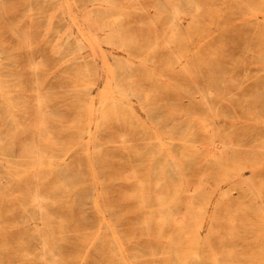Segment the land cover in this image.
Here are the masks:
<instances>
[{
	"label": "rangeland",
	"instance_id": "374dc122",
	"mask_svg": "<svg viewBox=\"0 0 264 264\" xmlns=\"http://www.w3.org/2000/svg\"><path fill=\"white\" fill-rule=\"evenodd\" d=\"M85 1L0 0V45L5 52L0 68L17 78L18 86L13 94L18 107L13 114L24 126H15L0 101V131L5 134L3 142L6 144L3 155L19 158L21 150L32 140L39 142L37 130L42 124L49 132L47 141H57L50 155L57 164L65 161L73 175L83 183L82 190L78 189L81 190L78 197L61 200L55 207L67 220L66 237L56 242L64 260L61 264H114L107 254H94L106 233L113 235L110 239L115 247L118 244L117 253L124 264L135 262V258L137 264L158 260L148 250L165 244L164 239L158 240L145 232L143 224L136 219L139 215L137 195L141 190L139 181L149 179L144 162L136 157V151L147 146L145 138L137 135L131 127L105 121L98 112L91 116L94 122L106 123L97 136L93 128L92 134L79 142L80 137L73 127L80 115L81 104L77 98L83 95L76 92L75 86L82 82L78 75L83 72L85 60L92 62L95 59L104 65L103 56L114 63L117 59H129L134 68L150 73L154 84L161 88L156 104L152 98L148 100L142 96L130 100L134 125L149 129L151 125L157 126L162 137L168 135L173 125L180 123L184 131L191 127L197 131L200 157L203 154L208 158L202 157L192 163L187 188L193 191L199 187L200 202L206 193L211 197L202 228L204 233L212 226L211 216L222 190L234 188L230 198L220 200L219 223L214 228L223 233L220 239L213 240V245L221 252L223 261L242 259L252 240L251 235H246L245 227L259 223L258 207H264V196L256 190L253 193L237 188L244 178L236 177L228 185H218L216 180L223 176L226 165L236 167L250 159H264V20H247L238 11H228L229 5L236 0H213L214 15L200 18L208 35L206 46L197 45L201 48L202 61L192 63V79H180L181 64L174 62L173 48L166 42L169 39V13L157 17L163 12L159 11L157 0H119L127 12L123 26L128 33L147 44L158 42L159 49L154 52L156 64L138 59L137 54L130 57L121 49L104 43L103 32L86 21L88 15L93 16L95 6ZM165 1L161 0L163 5H166ZM179 26L187 31L190 19L182 18ZM79 28L82 32H78ZM83 31L88 47L80 49L75 37H81ZM190 59L184 58L183 62L190 63ZM104 80L105 75L97 79L98 86L90 92V102L98 101ZM148 84H142V94L150 93ZM213 92L223 95L215 97L211 94ZM157 106L166 115V119L159 123L152 120ZM41 107L50 111L44 122L40 121ZM208 119L209 127H206ZM124 135L129 136L125 139ZM96 139L105 143L99 146ZM9 141L15 142L11 151L8 150ZM68 149L72 150L65 155ZM99 155H108L111 164H99L96 160ZM92 168L96 170L95 178L91 180ZM132 170L135 174L130 173ZM105 171L117 179L106 180L104 184L100 176ZM121 171L127 177H123ZM3 172L0 167V216L3 220L0 237L6 236L10 242L11 264H21L23 251L17 241L31 237L32 226L28 223L29 216L24 215L17 205L14 208L7 196H26L27 191L23 187L18 190ZM244 172L245 178L259 175L256 180L259 179L258 186L264 191V162L250 166ZM58 178L57 173L47 176L45 183L55 186ZM142 193L147 195L144 191ZM121 216L126 221L114 228V232L111 226H116ZM11 220H15V224H11ZM84 239L88 241L86 245H83ZM254 239L258 247L262 246L264 230ZM34 246H41L36 238Z\"/></svg>",
	"mask_w": 264,
	"mask_h": 264
},
{
	"label": "bare ground",
	"instance_id": "6f19581e",
	"mask_svg": "<svg viewBox=\"0 0 264 264\" xmlns=\"http://www.w3.org/2000/svg\"><path fill=\"white\" fill-rule=\"evenodd\" d=\"M157 1L159 2V11H163L157 17L162 18L165 13H169V39L166 42L167 46L173 48L174 62L181 64L180 79L185 77L192 79V63L202 61L201 48H197V45L206 46L208 39L207 30L201 25L200 18L201 16L214 15L211 8L213 0H166V5H163L161 0ZM85 2H90L91 6H95L93 16L88 15L86 21L96 30L103 32L102 41L104 43L121 49L130 57L137 54L138 59L156 64L154 52L159 49L158 42L147 44L143 39L134 38L128 33L123 26L127 12L119 0H86ZM228 9L230 12L242 13L243 18L247 20H264V0H236L234 4L229 5ZM185 17L190 19V27L187 31H183L179 26L180 21ZM154 23L157 24L156 21ZM78 30V32H82L80 28ZM85 34L83 31L81 37H75V40L79 42L78 48L80 49L88 47ZM195 40H198L197 44ZM205 53L211 54L206 50ZM3 56H5V52L1 50L0 45V63L4 59ZM189 57H191L190 63H184V58L186 60ZM103 61L104 65H100L95 59L92 61L93 64L88 60L84 61L83 72L78 75L82 82L78 85L75 83L76 92L83 95H78L77 98L81 104L80 115L73 127L78 132L79 142L83 141L86 135H91L93 128L95 136H97L106 123L96 124L94 122L91 116L93 112H98L105 121H115L124 128L131 127L137 135H142L145 138L144 144L147 146L136 151V157L144 162L145 174L149 179L145 182L139 181L141 190L137 195L139 215L136 219L143 224L145 232L158 240L164 239L165 243L161 247L156 246L148 250L154 258H158V260H148V264H264V244L258 247V242L254 239L255 235L264 230V207L261 205L258 207L259 223L245 227L246 235H251L252 240L246 247L248 251L244 257L239 260L230 258V262L221 260V252L216 250L213 240L220 239L223 232L221 233L220 229H215L214 225L219 223L220 200L230 198L234 188L221 189L222 192L211 216L212 226L207 233H204L202 228L211 197L206 193L200 202L199 187L196 186L193 191L187 188V176L192 163L202 157L208 158L203 154L200 157L197 149V131L193 127L184 131L180 123L173 125V129L167 133L168 135L162 137L157 126L151 125L149 129L139 124L134 125L135 115L130 100L142 96L143 98L147 97L148 100L152 98L153 103L156 104L162 93L161 88L154 84L150 73L139 71L140 68L137 67L134 68L129 59H117V62L114 63L103 56ZM6 72L0 68V101L15 126L23 128L24 126L19 124V120L13 114V111L18 107V101L15 100L16 97L13 94V91H16L14 88L18 86L17 78ZM102 75H105V80L101 88V95L98 101L94 99L90 102V92L98 86L97 79ZM10 76L12 77L9 78ZM144 82L149 83V94L141 92L140 88ZM176 90L183 92L180 88H176ZM209 90H207L208 93ZM211 94L215 97L223 95L216 92ZM40 111L42 113L40 121L44 122L50 111H46V108L44 111L42 107ZM152 115V120L157 123L166 119V115L162 113L159 106ZM213 119L217 120L218 118L213 117ZM205 123L206 127H209V119ZM157 125L159 126V124ZM48 134L47 127L41 124L37 130L39 142L35 139L32 140L21 150L18 158L12 155L10 157L3 155L4 145H6L3 142L5 134L0 131V167L4 170L3 174L16 184L18 190L23 187L27 191L26 196H13L12 194L7 196L14 208L17 205L24 215L29 216L28 223L32 226L31 237L21 238L17 241V246L23 251V255L20 257L23 260L21 264H61L64 261L56 242L65 239L67 220L59 214L55 207L61 200L78 197L83 186V183L77 175H73L71 167L65 161L62 164H57L55 158L50 155L51 149L56 146L57 141L48 142L46 139ZM128 136L124 135V138L127 139ZM132 136L134 135L132 134ZM96 140L99 146L105 143L99 139ZM7 144H9L8 150L11 151L15 142L9 141ZM71 150L68 149L65 155H68ZM107 157L108 155H99L96 160L99 164L110 165L111 161ZM262 162L264 159H250L242 164H237L236 167L226 165L223 169V176H220L216 182L218 185L223 183L228 185L236 177L244 178L237 188L253 193L256 190L264 196V191L258 186L259 179L256 180L259 175L258 177H244L245 169L250 166L255 167ZM95 170V168L90 170L89 179L95 178ZM56 173L59 178L55 186H47L45 178ZM130 173L135 174V170ZM100 177L103 178L104 184L106 180L117 179L106 171ZM123 177H127L126 174L123 173ZM1 182L2 178H0ZM93 188L94 185H92ZM85 190L86 188H83V191ZM142 191L147 195L145 196ZM125 221L126 218L121 216L120 222L114 227L111 226V229L114 231V228L116 229ZM72 223L75 224L76 221L73 219ZM2 224L3 220L0 216V226ZM11 224H15V220H11ZM233 233L234 230L231 231V234ZM112 236L107 233L102 235L103 239L94 249V254H107L114 260V264H124V261L119 258L120 254L117 253L118 244L115 247L110 239ZM0 238V264H11L9 261L10 242L6 236ZM35 238L40 241V247L34 246ZM87 242L84 239L83 245H86ZM83 255L86 256L84 252ZM130 264H137V258Z\"/></svg>",
	"mask_w": 264,
	"mask_h": 264
}]
</instances>
